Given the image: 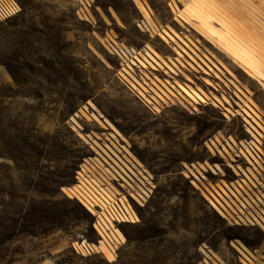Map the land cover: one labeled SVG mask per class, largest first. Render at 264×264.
I'll use <instances>...</instances> for the list:
<instances>
[{
	"label": "rangeland",
	"instance_id": "rangeland-1",
	"mask_svg": "<svg viewBox=\"0 0 264 264\" xmlns=\"http://www.w3.org/2000/svg\"><path fill=\"white\" fill-rule=\"evenodd\" d=\"M16 1L0 24V264H238L232 242L264 246L207 189L238 179L237 143L264 160V0ZM143 48L164 70L128 59ZM76 191L137 220L111 225Z\"/></svg>",
	"mask_w": 264,
	"mask_h": 264
},
{
	"label": "built area",
	"instance_id": "built-area-1",
	"mask_svg": "<svg viewBox=\"0 0 264 264\" xmlns=\"http://www.w3.org/2000/svg\"><path fill=\"white\" fill-rule=\"evenodd\" d=\"M21 12V7L19 3L16 0H0V24L6 22L7 20L17 16ZM81 12L84 14L85 9H81ZM257 139V138H256ZM237 148V147H236ZM258 142L254 138L246 142L245 145H242V143L239 142V148L236 149L235 154L232 156L231 160H226L229 163L230 169L234 176L238 179L234 180V185L236 188L244 192L241 186L247 187L246 183H250V180H256V177H259L262 170L259 168L258 164L264 163V160L262 158L261 153L258 151ZM242 149V150H241ZM247 151H250L252 153V156H249L246 154ZM244 152V153H243ZM219 154V153H218ZM220 155V154H219ZM81 169V168H80ZM253 174L255 176V179L252 178L250 174ZM78 178V176L76 177ZM239 184V186L237 185ZM260 185V192L258 194V198H256V202L259 206H257L248 196V201L251 205L255 207V210H252L250 208L249 203L242 199L243 204L248 207L251 211V213H244L245 207L243 204H241L238 199L231 194L233 199L236 201L239 208L231 202V206L229 207L225 202L224 206L220 205L218 202V209L217 211L219 215L224 218L228 224L230 225H245V226H254L257 227L263 234H264V182L263 185ZM234 188V187H233ZM237 195V197H241L239 192L234 188L233 189ZM135 194H129V196L135 201L138 205L142 204V201L144 200L143 197L139 196L134 197ZM72 197H74L77 201H79L82 206L90 213L88 205L95 211V207L99 209V211H95L98 215L100 213H105L107 216L108 223L112 224H121V223H135L136 216L135 214L130 210L128 211L125 206L120 202V200L112 201L110 202V205H100V203L90 200L87 201V199L84 197V194L81 191H76L72 194ZM104 206V208L102 207ZM229 211L227 213V211ZM263 217V223L261 224L262 227H260L255 221H253V218L255 217ZM93 224V228L96 232V234L101 237V234L103 232L102 227L99 225V222L97 220ZM120 238L117 236L114 241L110 242V245H108V253L110 255H114L117 248L120 246ZM99 247V246H98ZM73 250L76 254L85 256V255H91V254H98L101 253L103 256H105L104 253H102L100 250H98L95 245H89V244H82V246H73Z\"/></svg>",
	"mask_w": 264,
	"mask_h": 264
},
{
	"label": "crops",
	"instance_id": "crops-1",
	"mask_svg": "<svg viewBox=\"0 0 264 264\" xmlns=\"http://www.w3.org/2000/svg\"><path fill=\"white\" fill-rule=\"evenodd\" d=\"M127 53H128V59L129 58H132V57H135L137 58L138 60H147V62L156 70L157 67L155 65H158L159 67H161L163 70H164V63L167 65V60L166 59H162V60H159L158 58H153L152 59L154 60V63L155 65L153 64V62H151L150 60L147 59V57H151L147 51L146 48H143L142 51H137L135 53L127 50ZM124 60V59H123ZM136 67H138L139 69L141 68L138 64H136ZM138 84L141 86V88L146 92L147 96H149L150 98H152L153 100L155 101H158V99L156 98V96L154 95V93L161 97L160 95V92L158 90H156L154 87H152L151 84L149 83H145L147 86L144 87V84L143 83H140L138 82ZM159 90L161 92H163L164 94H166V92L159 86V85H156ZM171 92V90H169ZM179 92V91H178ZM180 93V92H179ZM139 98V97H138ZM140 99V98H139ZM225 142L228 144H230V141L228 139L225 140ZM237 145V148H239V143L236 144ZM225 146V145H224ZM201 167H205L204 164H200V165H194L193 166V170H195L194 172H201ZM191 170V169H190ZM213 172H215L213 169H211ZM205 171H208L207 169H205ZM260 176L259 177H256V180H250L251 181V184L250 183H246L247 187H244V186H241L243 191L244 192H241L239 191L236 186L234 185V183H228L227 184V189H225L224 187H222L219 182L220 180H218L217 182H215L214 184L211 185L212 188L208 187V191L210 192V194L213 196V198L222 206H224V202L229 206V207H232L231 206V202L233 204H235L238 208L239 206L237 205L236 201L233 199V197L231 196V194H233L237 199L238 201L243 204V201L242 199L246 200L249 205H250V208L252 210H255V207L253 205L250 204V202L248 201V198H250L257 206L258 203L256 202V198L259 199L258 197V194L260 192V185H263V182H264V173L262 172H259ZM239 192V194L241 195V197H237L235 191L233 190L234 188ZM222 190V192L226 195H224L220 189ZM210 195V196H211ZM246 196H248V198H246ZM221 198V199H220ZM209 201L211 202V204L219 211L218 209V206L217 204L212 200V199H209ZM244 205V204H243ZM245 207V211L244 213H251L250 209L248 207ZM260 219L262 220V217L260 216ZM235 242H238V241H234L232 242L231 244L233 245V248L239 253V255H237V260L239 261L238 264H250V263H254V259L258 258L259 256H262V253L264 252V246H259V247H256L252 250H246V252H243L244 254V257L241 256L240 254V249L238 246H236L234 243Z\"/></svg>",
	"mask_w": 264,
	"mask_h": 264
},
{
	"label": "bare ground",
	"instance_id": "bare-ground-1",
	"mask_svg": "<svg viewBox=\"0 0 264 264\" xmlns=\"http://www.w3.org/2000/svg\"><path fill=\"white\" fill-rule=\"evenodd\" d=\"M135 1H137V0H135ZM120 53L123 55L124 53L122 52V51H120ZM246 154H248L249 156H252V153L250 152V151H247L246 152ZM82 173H84L83 172V170H82ZM79 175H80V173H79ZM80 177V176H79ZM89 208V207H88ZM89 211H90V209H89ZM91 212V211H90ZM262 217V216H261ZM107 218V217H106ZM253 221H255L260 227H262L261 226V224L263 223V217H262V220L260 219V216L259 217H255V218H253ZM82 244L83 243H79V242H77L75 245L76 246H82ZM240 247V246H239ZM240 249V254H241V256L242 257H244V254H243V249L240 247L239 248Z\"/></svg>",
	"mask_w": 264,
	"mask_h": 264
}]
</instances>
